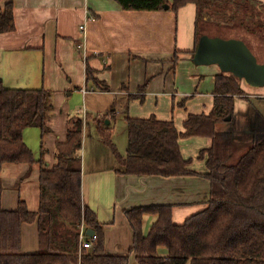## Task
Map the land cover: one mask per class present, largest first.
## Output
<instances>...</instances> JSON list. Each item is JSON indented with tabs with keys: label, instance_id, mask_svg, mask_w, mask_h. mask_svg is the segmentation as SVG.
Returning a JSON list of instances; mask_svg holds the SVG:
<instances>
[{
	"label": "crops",
	"instance_id": "obj_1",
	"mask_svg": "<svg viewBox=\"0 0 264 264\" xmlns=\"http://www.w3.org/2000/svg\"><path fill=\"white\" fill-rule=\"evenodd\" d=\"M8 2L13 5L15 29L0 34V80L9 89H45L52 94L49 131L42 138L40 130H34L38 128L23 131L27 146L38 135V156L28 148L43 166L55 164L56 142L65 140L73 116L106 117L113 133L112 122L124 113L130 118L154 116L172 121L183 132L189 115L211 112L215 76L221 72L216 65L192 64L196 13L188 8L191 4L176 12L168 7L125 11L114 0H0V12ZM82 25L84 32L79 28ZM81 43L83 51L77 47ZM87 69L95 83L87 79ZM240 87L246 98L235 97L232 123L218 125L217 130L230 132L236 143L246 144L256 113L264 116V87L252 88L243 80ZM210 146L207 137L179 140L181 155L196 175H123L115 172L116 162L94 122L84 126L81 200L103 228L106 253L125 255L131 247L133 235L125 210L172 205V221L181 222L205 208L210 186L202 176L207 169L199 154ZM39 172L37 163L3 165L1 209L15 210L24 201L36 211ZM200 203L203 208L198 211ZM155 220L154 215L144 216V234ZM21 252H41L36 223L22 225ZM158 252L167 254L162 248ZM132 257L129 264H136Z\"/></svg>",
	"mask_w": 264,
	"mask_h": 264
},
{
	"label": "trees",
	"instance_id": "obj_2",
	"mask_svg": "<svg viewBox=\"0 0 264 264\" xmlns=\"http://www.w3.org/2000/svg\"><path fill=\"white\" fill-rule=\"evenodd\" d=\"M114 1L125 11L168 7L176 12L194 4L192 55L202 35L240 39L252 51L246 39L264 29V3L256 0ZM212 28L216 29L214 36L210 35ZM14 29L13 5L8 2L0 12V34ZM86 73L95 83L92 71L87 69ZM214 93L211 112L189 115L183 132H178L172 121L126 116L125 155L114 145L111 128L104 123L106 117L73 116L65 140L56 142V162L47 168L41 160H35L23 140V131L38 128L41 138L49 131L52 94L45 89H9L0 80V171L5 164L40 165L38 209L31 211L24 201H19L15 210L0 207V264H129L131 255L136 264H264V116L256 113L248 143H236L230 132L219 131L217 126L232 123L235 97L246 98L240 80L220 73L215 76ZM90 121L116 162L115 172L123 175H196L188 168L189 160L181 155L179 140L209 138L211 146L199 154L207 169L202 176L210 186L205 208L179 225L172 221V205L125 210L133 235L131 247L125 255L106 253L103 228L81 200L80 151L83 128ZM1 192L0 181V197ZM145 215L156 216L147 234L143 232ZM33 223L37 225L41 252L24 254L21 228ZM82 224L96 236L91 250L80 249ZM159 248H165L167 254H159Z\"/></svg>",
	"mask_w": 264,
	"mask_h": 264
},
{
	"label": "water",
	"instance_id": "obj_3",
	"mask_svg": "<svg viewBox=\"0 0 264 264\" xmlns=\"http://www.w3.org/2000/svg\"><path fill=\"white\" fill-rule=\"evenodd\" d=\"M197 66L216 65L221 73L231 74L252 88L264 87V63L257 58L244 41L236 38H221L202 35L192 57ZM109 122L106 121V124ZM92 230L86 235L91 237Z\"/></svg>",
	"mask_w": 264,
	"mask_h": 264
},
{
	"label": "rangeland",
	"instance_id": "obj_4",
	"mask_svg": "<svg viewBox=\"0 0 264 264\" xmlns=\"http://www.w3.org/2000/svg\"><path fill=\"white\" fill-rule=\"evenodd\" d=\"M191 7H188V8H194L195 10V13H196V7L194 4H191L189 5ZM262 20L264 19V16L261 18ZM202 26V25H201ZM204 26H202L203 28ZM207 30V28H206ZM215 28H212L211 31H210V35L211 36H214L216 35L217 33L215 32ZM234 36V35H233ZM248 45L251 47L252 51L254 52V54H256L259 59H264V29H262L256 36H249L247 39H246ZM78 46V45H77ZM78 50L80 51H83L82 49H79ZM193 65L194 62H192ZM197 66V65H196ZM203 66H206V65H203ZM210 66V65H209ZM242 82V80H240ZM245 83V82H244ZM246 84V83H245ZM127 114L124 113L123 116L119 117L117 121H115L114 123L112 122V125L114 127V133L112 132V140H113V143L114 145L116 146L118 152L121 154V155H125L126 153V148H127V131H126V124H125V121H124V118ZM106 121H109L108 119L105 120V125L108 126V124H106ZM110 127V126H109ZM34 130H37L39 132V129H34ZM111 131H112V128H111ZM36 132V131H35ZM38 132L36 134H38ZM96 133V131H95ZM28 146L32 149V151L35 152V154L38 156V151L40 150V142L38 140V135L36 138H32V140L28 142ZM104 148V147H103ZM108 150V149H107ZM83 150L82 152L80 153V157H82V159L84 158L83 157ZM29 204H30V207H33V201L30 199L29 200ZM202 203H200L199 205H197L199 208H198V211L203 208V206L201 205ZM205 207V206H204ZM204 209V208H203ZM193 214H196L197 212H192ZM192 214V215H193ZM177 221V220H175ZM184 222L181 221V222H174V224H182ZM81 226H83L84 228V225L82 224ZM81 228V227H80ZM80 233V232H79ZM80 243V242H79ZM164 251H165V254L167 253L166 249L165 248H162ZM133 258V257H132ZM134 259V258H133Z\"/></svg>",
	"mask_w": 264,
	"mask_h": 264
},
{
	"label": "built area",
	"instance_id": "obj_5",
	"mask_svg": "<svg viewBox=\"0 0 264 264\" xmlns=\"http://www.w3.org/2000/svg\"><path fill=\"white\" fill-rule=\"evenodd\" d=\"M80 30H82L84 32V26H80L79 27ZM79 49H83L84 48V45L83 43L79 44L77 46ZM86 238L88 240H86ZM96 239V236L93 234L91 237H88L86 235V232L83 228V226H81L80 228V233H79V242H80V248L81 249H92V241H94Z\"/></svg>",
	"mask_w": 264,
	"mask_h": 264
}]
</instances>
